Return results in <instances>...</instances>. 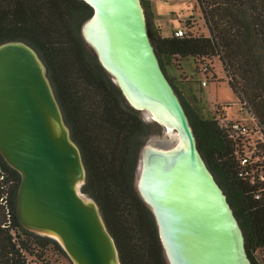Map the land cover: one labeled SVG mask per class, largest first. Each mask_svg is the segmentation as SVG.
Listing matches in <instances>:
<instances>
[{"label":"water","instance_id":"1","mask_svg":"<svg viewBox=\"0 0 264 264\" xmlns=\"http://www.w3.org/2000/svg\"><path fill=\"white\" fill-rule=\"evenodd\" d=\"M83 1L92 9L81 29L85 42L126 102L161 128L170 144L167 151L155 144L143 147L136 184L154 215L168 264H253L228 197L160 64L142 1ZM98 29L102 36L96 41ZM0 154L21 176L17 216L26 230L57 241L74 264H121L98 205L81 192L86 179L81 151L46 67L36 50L20 41L0 45ZM168 159L176 164L159 193L154 175ZM186 173L195 180L194 191L181 187Z\"/></svg>","mask_w":264,"mask_h":264},{"label":"trees","instance_id":"2","mask_svg":"<svg viewBox=\"0 0 264 264\" xmlns=\"http://www.w3.org/2000/svg\"><path fill=\"white\" fill-rule=\"evenodd\" d=\"M198 2L211 24V38L163 36L151 23L150 4L142 0L164 72L174 59L197 61L221 55L232 77V90L264 127V0ZM91 14L83 0H0V45L24 42L43 61L71 138L81 151L86 169L81 192L98 205L121 264H168L154 215L136 187L142 149L152 128L158 126L145 122L126 102L85 42L81 29ZM170 82L208 167L216 165L214 159L221 161L217 166L230 188L228 200L243 230L247 254L256 264L253 254L264 248V200H256L254 188L238 177L234 148L218 123L226 116L218 108V117L205 119ZM0 171L4 175L0 180V264H29V257L47 245L65 255L57 241L21 225L17 216L21 176L1 154ZM10 182L15 183L12 192Z\"/></svg>","mask_w":264,"mask_h":264},{"label":"rangeland","instance_id":"3","mask_svg":"<svg viewBox=\"0 0 264 264\" xmlns=\"http://www.w3.org/2000/svg\"><path fill=\"white\" fill-rule=\"evenodd\" d=\"M177 2V0H154L150 4L148 14L152 15L150 12L155 7V14L161 17L159 18V21H161L160 24L163 32L166 34H169L172 30V25L167 21L168 9L171 6H175ZM182 8V14L178 16L181 18V21L179 22L182 23L178 29H184L186 34L191 37L211 38L213 36L211 24L198 0H184ZM220 56L221 55L211 58L203 57L199 58L197 61L192 58L185 60L174 59L168 66H166V73L170 81L182 91L186 100L196 106L199 114L205 119H212L216 117V115L218 117L219 114H216L218 108H220L222 115L229 118H239L245 115L241 111V100L230 86L232 77L228 67L223 64ZM203 82H206V85L203 86ZM227 106L228 108H226ZM165 141L166 139L163 130L159 127H154L152 128V133L147 138L145 145L155 144V146L165 145L166 147L170 145ZM213 162L216 165H211L212 169L210 170L212 173H215V178L218 179L227 192H230L228 182L219 172L217 166L221 161L214 159ZM137 179L138 173L136 184ZM8 186H10V191L12 192L15 188V183L10 182L8 183ZM29 264L74 263L70 260L67 254L63 255L59 253L53 245H47L39 249L37 256L29 257Z\"/></svg>","mask_w":264,"mask_h":264},{"label":"built area","instance_id":"4","mask_svg":"<svg viewBox=\"0 0 264 264\" xmlns=\"http://www.w3.org/2000/svg\"><path fill=\"white\" fill-rule=\"evenodd\" d=\"M173 34L178 38L187 36L182 28L175 30ZM204 85L206 82H203ZM240 104L244 116L221 117L218 123L234 148L235 160L239 165V179L254 188L253 195L260 201L264 200V127L247 103ZM0 174V180H3L2 171ZM253 256L256 264H264V248L256 250Z\"/></svg>","mask_w":264,"mask_h":264},{"label":"bare ground","instance_id":"5","mask_svg":"<svg viewBox=\"0 0 264 264\" xmlns=\"http://www.w3.org/2000/svg\"><path fill=\"white\" fill-rule=\"evenodd\" d=\"M100 30L98 29V30H94L93 31V39L94 40H100L101 39V37H100V35L102 36V33H101V31L99 32ZM134 103V102H133ZM135 104V103H134ZM137 107H139L137 104H135ZM172 138H175V136L173 135L172 136ZM178 139V138H177ZM183 141L181 140V144L182 145H179V146H181V147H183V145H184V143H182ZM178 143H179V140H178ZM151 148H153L152 147V145L150 146ZM157 148H158V150H160V151H167L168 149L166 148V146L165 147H162V146H157ZM156 148V149H157ZM182 148H179L178 147V149H176V151H173V152H171V154H174V152H178V151H180ZM175 160H170V159H168L167 160V163H166V165H165V168L163 169V170H161V171H157L156 173H155V175H154V177L156 178V179H154L155 180V183H154V187L156 188V190L160 193L165 187H167L168 185H169V180H170V178H169V175L167 174V172H170V170L175 166ZM160 172V173H159ZM193 183H195V180H194V178H193V176L190 174V173H186L185 175H184V179L182 180V186L181 187H183V190H184V188H187V189H189V190H192V191H194L193 190V188H192V185H193Z\"/></svg>","mask_w":264,"mask_h":264},{"label":"crops","instance_id":"6","mask_svg":"<svg viewBox=\"0 0 264 264\" xmlns=\"http://www.w3.org/2000/svg\"><path fill=\"white\" fill-rule=\"evenodd\" d=\"M145 1L148 2L149 4H151L154 0H145ZM170 1H174V0H170ZM177 1L178 2L176 3L175 6H171L168 9L169 11H168L167 21L172 25V30L169 34H166L163 32L162 26L160 24L161 21H159V18H161V17H159L155 14V11H154L155 7L150 12V13H152V15L149 14L153 27L159 28L164 36H171L174 33V31L180 27V24L182 23V22H179V21H181V18L178 16L180 14H182V10H183L182 4H183L184 0H177Z\"/></svg>","mask_w":264,"mask_h":264},{"label":"flooded vegetation","instance_id":"7","mask_svg":"<svg viewBox=\"0 0 264 264\" xmlns=\"http://www.w3.org/2000/svg\"><path fill=\"white\" fill-rule=\"evenodd\" d=\"M213 174L215 175V173L213 172ZM216 176V175H215ZM217 182L220 184V186L222 187V189L224 190L225 194L227 195V197L229 198L230 197V193L227 192V190L223 187V185L218 181V179H216Z\"/></svg>","mask_w":264,"mask_h":264}]
</instances>
